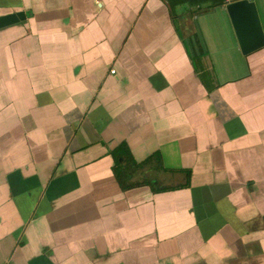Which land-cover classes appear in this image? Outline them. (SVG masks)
<instances>
[{"label": "crops", "instance_id": "crops-1", "mask_svg": "<svg viewBox=\"0 0 264 264\" xmlns=\"http://www.w3.org/2000/svg\"><path fill=\"white\" fill-rule=\"evenodd\" d=\"M172 1L0 0V264H264V46Z\"/></svg>", "mask_w": 264, "mask_h": 264}, {"label": "water", "instance_id": "water-1", "mask_svg": "<svg viewBox=\"0 0 264 264\" xmlns=\"http://www.w3.org/2000/svg\"><path fill=\"white\" fill-rule=\"evenodd\" d=\"M242 54H249L264 46V31L253 0H236L226 5Z\"/></svg>", "mask_w": 264, "mask_h": 264}, {"label": "trees", "instance_id": "trees-1", "mask_svg": "<svg viewBox=\"0 0 264 264\" xmlns=\"http://www.w3.org/2000/svg\"><path fill=\"white\" fill-rule=\"evenodd\" d=\"M176 1L179 2L183 0L172 1L170 3V7L173 4V2ZM176 30L179 33L178 28ZM123 150H125V148L121 147L120 149H117L116 151L113 152L115 156V161L112 170L120 187L123 190H126L136 186V182L132 181V177H133L132 158L130 157V155L127 153L126 150H125L126 153Z\"/></svg>", "mask_w": 264, "mask_h": 264}, {"label": "built area", "instance_id": "built-area-1", "mask_svg": "<svg viewBox=\"0 0 264 264\" xmlns=\"http://www.w3.org/2000/svg\"><path fill=\"white\" fill-rule=\"evenodd\" d=\"M232 1H236V0H223V2L221 3V6H222L223 8H226V5H227L228 3H230V2H232Z\"/></svg>", "mask_w": 264, "mask_h": 264}]
</instances>
